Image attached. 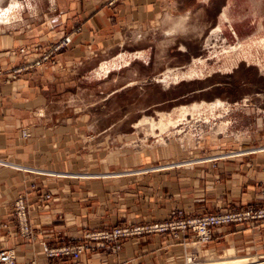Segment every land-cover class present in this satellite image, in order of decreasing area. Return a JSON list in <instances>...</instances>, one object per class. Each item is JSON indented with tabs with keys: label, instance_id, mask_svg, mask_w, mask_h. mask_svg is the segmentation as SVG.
Masks as SVG:
<instances>
[{
	"label": "crops",
	"instance_id": "1",
	"mask_svg": "<svg viewBox=\"0 0 264 264\" xmlns=\"http://www.w3.org/2000/svg\"><path fill=\"white\" fill-rule=\"evenodd\" d=\"M110 1L68 3L59 34L66 32V37L77 27L80 32L71 34L54 65H36L45 37L0 36V161L7 163H0V249L14 250L17 264H168L178 248H167L164 235L125 239L115 255L97 249L96 254L86 251L78 261L47 260L40 244L77 245L85 234L102 229L164 221L173 209L196 216L219 209L264 208V152L252 150L264 144V131H254L243 144L225 145V150L252 151L217 161L208 174L201 173L203 165H195L138 176V164L146 168L168 155L138 151V164L130 166L126 156L112 161L111 153L95 141L92 114L77 112L76 99L64 94L79 64L88 62L92 51L116 45L119 25L143 31L164 7H178L185 0ZM19 47L24 53L17 56L13 51ZM15 70V79L6 83ZM62 172L75 174L62 177ZM20 195L28 203L35 246L16 235L12 204ZM208 246L264 255V220L219 228Z\"/></svg>",
	"mask_w": 264,
	"mask_h": 264
},
{
	"label": "rangeland",
	"instance_id": "2",
	"mask_svg": "<svg viewBox=\"0 0 264 264\" xmlns=\"http://www.w3.org/2000/svg\"><path fill=\"white\" fill-rule=\"evenodd\" d=\"M15 1L17 7L10 11V17L13 16L12 19L10 18V22L6 25L0 23V36L10 34L22 39H28L30 36L33 39L34 36L45 37L47 41L42 42L43 45L38 47L42 50L41 59L36 65L42 62L54 65L56 57L71 42V34L75 35L80 32V28L77 27L70 32V35H65L66 37H64L66 32L63 35L59 34V29L63 26L61 13L67 10L65 8H68V3L72 0H0L1 12L10 8V5ZM118 1L111 0L108 4L112 5ZM222 12L226 13L224 20L220 16ZM181 17L187 18L186 31L166 36L165 32ZM79 21L81 20L74 22L75 25L80 24ZM111 22L109 21V23ZM217 26L220 27V32L215 39L211 35L212 30ZM123 27L125 26L120 27L119 25L117 29V34L120 37L116 45L105 51H92L93 54L89 61L79 64L73 84L64 93L76 99L75 102L78 105L73 108L77 112L92 114L93 129L97 135L95 141L100 143V146L103 144L104 148L111 153L112 161L114 157L126 156L130 166L136 165L140 151L146 155V151L152 150L159 152L160 157L161 153H164L163 157L168 155V159L166 157L159 158L158 161L146 168L142 163L138 164V172H136L138 176L142 173H152V171L189 168L195 165H203L201 173L208 174L209 171L216 169V162L222 159H232L241 152L250 153L252 150L253 152H264V144L258 145L250 151L225 150L224 148L225 145L234 146L250 141L249 137L254 131H258L259 134L264 131V46L258 43L264 39V0H203V2L185 0L178 7L173 8L171 5L164 7L159 15L149 23V28L146 27L143 31L133 27L126 30ZM239 45L241 47L232 55L219 58L214 56V53H220L221 49L229 46L238 48ZM19 48H15L13 51L17 56L24 53L23 49ZM137 53L141 56H134ZM121 54L123 60L127 61L126 64L118 60L120 66L112 69L106 76L96 77L94 75L101 63L114 60ZM198 59L203 60V64L199 63ZM20 61L19 58L18 63H21ZM191 66L201 70L202 75L175 83L172 80H169L168 83L158 81L166 72L170 74L174 71L181 72ZM13 73V77L6 79V83L15 79L17 70ZM216 99L224 101L225 104L228 102L229 106L222 109L221 113V109L216 111L215 115L201 111L202 116L200 114H195L197 116L193 115L192 117L191 115L186 116L187 120H182L179 123L181 125L169 128L160 136L159 133L158 135L151 134L147 125L139 127L136 125L144 118L158 120L161 114H171L175 118L176 112L181 106L201 104L202 102L209 104L211 101L215 102ZM177 130L180 132H176ZM157 131L154 130V132ZM207 150H209L208 153L205 152ZM0 163L7 164L3 161ZM61 174L62 177H71L75 172L72 174L62 172ZM93 174L97 175L98 173ZM19 197H24L27 206L28 221L35 237L33 240L20 235L15 213V201ZM45 198H48V194L45 195ZM12 206L17 237L31 246H35L37 237L29 219V207L25 196H18ZM259 211H264V208L243 211L219 209L213 213L191 216L184 210L173 209L168 213V217L161 222H142L138 225L116 226L110 230L102 229L85 234L84 242L77 245H62L52 248L42 243L40 246L42 248L45 245L49 249L61 247L77 249L84 246L85 249L81 255L86 251L94 253L97 249H105L115 255L121 250L122 240L164 235L167 239V248H178L176 258L168 264H186L187 258L194 263H202L210 258H217L226 249L231 248L220 247L214 250L208 246L215 230L229 225L248 221H263L264 219H248L239 223L215 227L211 229V239L201 247L193 246V242H196V233L191 229L182 231L177 229L178 227L188 224L192 220L222 213L244 214L250 212L253 214ZM160 227L168 228L162 231ZM123 228L130 230L136 228L138 235L114 241L92 239V236L100 234L103 237L104 233H112L116 229ZM117 245L120 247L118 250L116 249ZM2 250L13 251L17 264V254L14 250L5 247L0 249V251ZM42 255L47 260L78 261L81 257L80 255L77 260L68 257L47 258L43 248ZM235 255L251 258L250 261L264 264V255L257 254L251 249H235ZM32 263L37 264L36 261L30 262V264Z\"/></svg>",
	"mask_w": 264,
	"mask_h": 264
},
{
	"label": "bare ground",
	"instance_id": "3",
	"mask_svg": "<svg viewBox=\"0 0 264 264\" xmlns=\"http://www.w3.org/2000/svg\"><path fill=\"white\" fill-rule=\"evenodd\" d=\"M16 5H17V3L15 1V3L14 4L12 3L10 5V8H8L7 10L5 9L4 12H1L2 10H0V23H3V24L6 25L7 23L10 22V20L13 17L12 15H11L12 17H10V14H11L10 11L12 9L16 8L17 7ZM225 14L226 13L222 12V14L220 15L223 20L226 19V15ZM218 32H220V27L219 26H217L216 28H214L212 30V35L211 36H213L216 39ZM258 43L263 44V46H264V39L261 40ZM240 47H241V45H239L238 48L236 46H234V47H230L229 46L227 48H224L223 47L224 49H221L222 51H219L220 53H217V54L214 53L215 55L214 54L213 55L216 58H219L220 56H229V55H232L233 53H235ZM134 56L139 57L141 55L137 53ZM118 60L123 61V63H125V64L127 63V61L123 60V55L121 54L120 56H117V58H114V60L112 59L109 62H103V63H101L100 66L95 70L94 75L96 77L103 76V75L106 76L107 74H109L112 71V69L117 68L118 66H120ZM198 61H199V63L203 64L202 63L203 60L198 59ZM194 67H192V66L191 67H188L186 70L181 71V72H175L174 71L171 74L170 73H167V72L166 73L164 72L165 74L163 73L164 76L162 77V79H159L158 78L159 80L158 79L157 80L159 82H163V83H168L169 80H172V82L175 83V82H178L179 80H183V79H192V78H195V77L198 78V76H201L202 75V71L199 70L198 68H194ZM228 106H229V104H228ZM225 107H227V105L225 104L224 101H222L220 99H216L215 102H212V103H209V104H207L205 102H202L201 104L200 103H194V104H191L190 106H181L180 108H178V111L176 112L177 116L175 118L172 117L171 114H161L158 120H153L152 118H144L143 120L139 121L136 125L138 127L139 126H142V125H147L148 126V129H149V131H150L151 134L158 135V133H159V136H160L161 134H163L164 132H166L169 128H171V127H177V125L182 120L183 121L184 120H187L186 119V116L191 115V117H192L195 114H200L201 115V111H205V112L207 111V113L210 112L211 115L212 114L215 115L214 113L216 111H219L221 109L220 110V113H221L222 109H224ZM225 111H226V109H225ZM210 113H208V114H210ZM221 115H223V114H221ZM195 116H197V115H195ZM209 117L212 118L210 115H209ZM207 121H208V119H207ZM179 125H181V124H179ZM154 130H158V131L157 132H154ZM178 131L179 130H177L176 132H178ZM160 139H162V138H160ZM250 259L251 258H244V257H238V256H236L234 249H226L224 251V253L222 255L218 256L217 258H210L207 261L202 262V263H194L193 261H191V259H188L187 258V263L186 264H260L258 262H254L252 260L250 261Z\"/></svg>",
	"mask_w": 264,
	"mask_h": 264
},
{
	"label": "built area",
	"instance_id": "4",
	"mask_svg": "<svg viewBox=\"0 0 264 264\" xmlns=\"http://www.w3.org/2000/svg\"><path fill=\"white\" fill-rule=\"evenodd\" d=\"M15 213L17 217V222L20 230V235L26 239H34L32 229L28 221V210L24 197H19L15 201ZM248 219H264V211H259L257 213H244V214H229L222 213L218 215H213L209 217H203L201 219L192 220L188 224H183L178 227L179 230L191 229L196 233L195 241L193 246L201 247L205 245L211 239V229L215 227H220L230 223H239ZM162 231L167 230L168 227H160ZM172 228V227H171ZM175 229V230H177ZM174 230V229H171ZM133 235H138V229H116L112 233H104L101 237L100 234L92 236L93 240H109L114 241L118 239H123ZM43 251L47 258L60 257V258H70L73 260L79 259L80 255L84 252L85 247L81 246L77 249H72L69 247H61L58 249H49L47 246L43 245ZM116 249H120L117 245ZM192 257V256H191ZM0 264H16V255L11 250L0 251ZM35 264V263H32Z\"/></svg>",
	"mask_w": 264,
	"mask_h": 264
},
{
	"label": "clouds",
	"instance_id": "5",
	"mask_svg": "<svg viewBox=\"0 0 264 264\" xmlns=\"http://www.w3.org/2000/svg\"><path fill=\"white\" fill-rule=\"evenodd\" d=\"M187 22L186 17L179 18L175 23H173L172 27L165 32L166 36H172L176 35L178 32L182 33L183 31H186L185 25Z\"/></svg>",
	"mask_w": 264,
	"mask_h": 264
}]
</instances>
